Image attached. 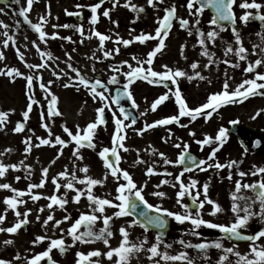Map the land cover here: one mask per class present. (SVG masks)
Listing matches in <instances>:
<instances>
[{
	"label": "snow or ice",
	"instance_id": "1",
	"mask_svg": "<svg viewBox=\"0 0 264 264\" xmlns=\"http://www.w3.org/2000/svg\"><path fill=\"white\" fill-rule=\"evenodd\" d=\"M19 4L20 0H16ZM105 3V0H98L97 3L90 6L91 16L90 24L95 26L99 22L100 14L98 10ZM120 0H112L113 7L119 5ZM147 4L153 9H158L160 5L165 4V0H147ZM34 0H26V6L19 8V15L23 17L31 28L38 34L39 41L47 44L48 38L56 39L61 38L70 42L72 41L71 36L60 37L59 32L48 33L45 30V25L49 22L50 4L46 15H40L37 22H33L29 18V13L33 9ZM125 7L130 8L137 15L136 18H140V14L145 12L143 6H137L136 4L130 3L129 0H125ZM235 6H238L245 11L239 17L240 21L244 24L250 22L251 19H258L264 21V12L260 10L264 9V2H258V0H186V8L190 16L195 17L194 21H190L187 18L180 17L177 14V5L173 2L169 6L163 8L164 15L162 17H157L158 27L155 28L153 33L140 32L131 39H124L120 37L119 34L116 35V39L113 41L117 46L112 50L105 49V42L112 39L111 36L101 33L96 30L95 27L89 30L87 37H85V29L82 24L71 25V24H54L53 28H75L80 36V43H83L84 38L91 39L96 37L99 41L98 51L102 52V58L107 59L112 57L114 54L120 53V44L125 47L133 44L134 42L147 43L149 41H157L155 46L147 52L146 58L141 59L136 55H132L131 59L136 62L135 65L129 62V60H123L120 62L119 66L110 65L109 68L113 73L108 77L107 82L100 78L98 75L95 79H90L85 73L81 72L79 67H74L72 63V54L66 52L67 57L66 65L67 69L71 72L65 71L63 69L57 70L59 66L53 67L49 63L50 60L59 59L54 57L50 51L41 50V46L36 40L32 41L37 51L40 54L41 63H29L25 60V53L21 51L19 47L15 48L16 53L21 61L24 62L25 66L30 70L29 73L22 72L18 67H9L5 65L0 67V75H7L13 81L20 77L26 81V96L27 105L26 109L22 112V120L17 121L12 131L14 133H23L27 126V122L30 118V113L33 111L34 105H40V101L36 99L34 93V81L39 82V88L43 91L44 97L47 100V115L49 117L60 116L62 113L58 107L59 97L52 91V85L55 83L54 80H48L46 83L43 80L44 69H49L52 71L53 75L57 80L64 76H67V81L63 84L65 89L75 88L79 91L81 88L85 89L91 99L94 102H98L99 106L95 109L96 118L86 124L84 128H81L77 124L76 131L73 132L72 128L65 124L63 126L64 133L67 134L69 139H64L58 134H54L50 124L45 120V112L42 105L41 108V126L47 131V137L36 136L37 143L33 142V135L35 132L33 129H29L32 135L25 136L23 138L24 153L30 154L33 148H39L41 146L57 147L56 156L50 161L48 166H45L41 170V179L38 183H29L27 188L21 190L13 186L12 183L4 182L0 183V189L10 190L12 195H8L4 198L5 208L0 212V233L16 234L22 229L23 226L29 224V215L32 209L27 208V200L24 197H29L33 202L39 201L41 198H45L49 201L47 205L40 206L38 212L43 213L45 208L49 209V214L42 221V227L47 230L49 223H52L54 229H59L61 235L57 238H52L47 235H37L32 240V244L40 245L44 241H48L47 247L40 252L34 253L30 256L23 257L24 264H58L52 256L53 250H58L60 253H65L71 247L79 244H90L96 241H102V243L107 247V251H102L99 248L92 249L88 252L77 251L75 264H102V258L106 257L110 264H131L134 257H138L139 253H147V259L151 264H169V262H184V264H200L201 260L207 261L210 259L208 250L210 248H216L222 251L218 258L217 264H232L230 260V255L235 256V264H264V228L255 231L252 234H247L243 230L248 227L249 221L254 217H258L264 220V165H253V170L246 172L240 170L238 175L240 179L235 182V190L231 193L233 203L231 205V211L234 214V219L229 224L215 223L211 220H206L203 217V209L205 204L211 205V210L209 215L215 216L218 213H222L225 209L221 206L219 202L212 199L209 196V186L210 179L208 182L203 183L202 191L201 187H198L200 182L194 178L189 177L187 183L182 179L185 172H191L193 169L197 171H207L208 169L215 168L219 169H232L234 166L242 163V161L228 160L225 163H221L217 158L218 151L224 146L229 136V129L227 127L221 126L215 136L211 134H205L203 138L195 139L196 132L194 130L190 131L189 135L195 139V143L200 146L203 150L204 146H212L211 151L206 159H198L195 155L190 152V144L183 141L177 142L174 146L176 148H181L178 158L173 161L169 159L167 155L160 151L158 154L163 158V163L165 165H185L183 171H181L177 176H175V181L178 182L179 190L176 193L177 203L183 208V212L172 211L162 204L153 205L145 198L144 190L147 187L148 181L145 180L141 185H138L134 180L133 175L127 170L120 166L122 156L120 151H129L126 146L125 141L127 138V129L132 128L137 124V117L129 109H138L139 104L137 103L133 91L132 85L138 81L143 80L150 84H162L166 81H171L175 88H168V91L158 96L150 105V109L155 112L158 107L164 104L170 99L171 96L175 98V103L178 106V114L169 115L161 119H157L151 123L144 122L142 127L134 128L133 130L140 136H143L145 132L155 129L158 126H167L173 123L180 125L181 127H188L187 124H181L182 117H188L189 123L196 121L199 117H203L206 121L211 119L214 113L218 114V110L228 104L241 103L247 100L249 97L255 96L257 94L264 96V72H260L258 69L264 66V48H260L259 45H253L252 54L259 55L260 58L251 61L248 59V49L244 46L240 30L237 27V16L234 10ZM86 6L76 5L77 9H82ZM211 7L214 9V15L209 19L208 24L211 29L207 32L201 27V18L205 12V9ZM250 10H256L250 11ZM4 9L0 8V12ZM111 9H105L102 15L106 18L110 17ZM67 15H82V12H71L65 9ZM174 21L179 22V26L182 29L188 31V35L193 34V30L198 36L197 44L201 47V55L208 58L207 63L204 65L205 68H209L214 64H218V61L214 59L215 52L210 51L208 42L210 41L213 45L216 42V38L220 36V32L226 30L225 25L222 23L228 21L231 24V31L234 34L236 47L234 48L231 43H229L225 48V55L235 54L239 61H247L246 67L243 69L244 72L252 74L249 78L244 79L236 85L234 90H230L229 78L227 73H225V80L222 85V90L216 91L209 94L207 101L200 104L197 107H190L183 96L180 86L179 79L187 78L192 80L198 77L201 80L208 79L207 77L201 75L199 71L194 73V76H190L186 71L179 67H170L165 64L162 65L163 70H154L153 64L154 60L158 54H162L163 50L167 47L166 40L168 39L170 32L173 28ZM113 23L118 24V21H113ZM19 24V21H17ZM0 25L4 29H8L9 25L3 20H0ZM219 29V30H218ZM6 39L2 41V47H0V60L5 59V52L3 48L9 46L11 41L13 45L16 43V38L14 35H8L5 32ZM258 35H262L258 33ZM186 45H181V55L184 56V49ZM196 47V45H193ZM257 48H260L259 53H257ZM187 59V57H184ZM90 59L100 60L101 57L95 55L93 52ZM223 63L230 65L231 67H240L239 63H233L230 60H224ZM127 66V71H122L124 66ZM147 65V67H145ZM199 67V62H193L191 64L192 69H197ZM93 72H97L95 64H93ZM74 74V75H73ZM125 78V82L122 87H118L115 95L108 94L110 85H120V76ZM211 83V80H208ZM167 87V85L165 84ZM130 101L129 107H125L122 100ZM87 101H85V104ZM106 109L111 110V116L114 122V132L111 137V147H102L97 155L101 159L103 167L105 169L102 178H95L89 174L90 166L88 164H83L82 167L77 165L75 161H84L85 157L83 155L82 149H92L97 148V144L94 142V138L97 133L99 126H106ZM15 109H9L7 111L0 110V129L6 127V123L9 119V113L14 112ZM264 109L258 110L252 118L255 119L261 114ZM120 113V115L117 114ZM141 116L145 113H140ZM130 121V123H126ZM238 121L232 120L231 124L235 125ZM171 134V128L168 129ZM169 137H164V142L167 143ZM257 145L260 141H256ZM69 145H73L72 157L74 158L72 162V169L69 170L68 165H65L63 170L59 171L55 176L51 177L52 183L54 184V192L52 195L45 196L43 193L36 191L45 187L47 181L49 180L50 167L56 164L57 160L60 159L64 154L65 148ZM14 151L11 147L5 148L4 152H0V157H3L5 153H10ZM139 151V150H137ZM155 153L157 150L152 149ZM247 151V149H245ZM27 159V156H25ZM186 161L190 162V166L186 165ZM142 158H138L135 163H142ZM24 168L27 172L28 179H31L32 166L26 165L24 161L19 163H5L3 159H0V177H6L9 170H19ZM77 171L83 173L84 175L78 176ZM154 174H162L164 176H171L172 174L165 168L163 173H159L154 166H148L146 169V175L151 176ZM251 175L254 177H259L257 180L248 183L244 182V177ZM111 176L116 182L117 187L115 188L116 195L112 198L108 196H100L94 193V188L96 186H103L108 177ZM61 178L64 179L65 183H61ZM21 177L18 175L15 180L19 181ZM228 179H232V173L229 171ZM77 183L83 185V187H77ZM171 185L172 187H177L176 183L167 178L162 179L155 187L160 189L162 185ZM64 188L65 191L62 194H58L60 189ZM250 190L254 193V199L250 196L241 195V191ZM74 191L75 195L72 197V201L79 203L82 197H86L88 207L90 211L81 212L79 217L71 223L70 227L64 229L62 227L65 221L72 219L71 214L67 213L66 205L69 203L68 192ZM194 193V194H193ZM153 196L164 198L167 193L161 190L152 192ZM188 196L191 203H184V197ZM203 195V199H200ZM239 201H244L243 205ZM143 204L148 210L153 211H142L137 213L136 209ZM24 205L25 210L22 212L20 206ZM195 205V209H193ZM258 205V210L256 206ZM53 206H58L60 209L64 210L65 214L62 219H56L54 212L52 211ZM113 209L111 214H106L107 209ZM12 211L15 216V222L10 226L5 227V221L7 219V214ZM243 213V214H241ZM133 216L134 218L130 221H126L125 224L121 225L118 229L121 239L118 246L113 247L110 243V238L113 237L114 232L112 231V226L114 220L123 217ZM168 218H173L176 222L183 224L185 222H190L193 228L190 230L192 235L200 236L201 233L197 231L201 227H207L210 229H218L223 235L217 240H203L200 243L192 244L190 241H185L183 238L179 239L177 242L184 248H195L201 255L193 257L189 255L188 251H180L176 254H171L168 249L172 248V243H165L164 232L169 223ZM36 220L40 221L41 216L37 215ZM97 221H102L103 226L98 230L95 225ZM140 226L143 228L145 235L143 239L137 238L133 241L131 237L130 229ZM157 229V233L154 238V242L149 245V237L146 234L150 228ZM83 228V230H82ZM65 235L71 238V243L68 244L65 239ZM238 238L243 241L249 242V249L247 252L242 253L235 246L225 247L223 244V239ZM5 245L14 244L13 239H7L3 241ZM163 245V250H162ZM14 260L20 261L22 259L19 252L13 257ZM0 264H13V260L0 258Z\"/></svg>",
	"mask_w": 264,
	"mask_h": 264
},
{
	"label": "rangeland",
	"instance_id": "2",
	"mask_svg": "<svg viewBox=\"0 0 264 264\" xmlns=\"http://www.w3.org/2000/svg\"><path fill=\"white\" fill-rule=\"evenodd\" d=\"M95 2V0H93ZM169 0H165L164 5H160L158 9H153L151 6L147 4V0H129L130 3L136 4L137 6H143L145 8V12H148V14L142 13L140 14V18H136V13L132 11L130 8L125 7L124 3L125 0H120L119 5L116 7H113L112 5V0H108L105 2L101 10L99 12L100 14V21L95 25H91L89 23V30L93 27H95L96 30L100 31L101 33L107 34L112 37L111 40H109V43L105 42V46L107 44H114L112 41L116 39V35L119 34L120 37H123L124 39H131L135 35H138L140 32H148V33H153L155 31V28L158 27L157 23V17H162L161 13L164 14L163 8L169 6L170 3H168ZM172 1V0H171ZM91 2V1H89ZM175 3L177 5V14L180 17H184L187 19H192L195 20V17H192L189 15L187 8H186V0H173L171 3ZM258 2H264V0H258ZM97 3V0H96ZM239 3V0H238ZM36 8L39 10L40 7L36 6ZM105 9H111L110 12V17L111 18H106L102 15V12ZM237 16V23L239 24L238 28L242 29L240 31L244 46L248 49V59L251 61H255V59L260 58L259 55H253L252 50H253V45H259L260 48H264V31H260L259 27L256 24L253 25H246L242 23L239 19V17L243 14L245 11L244 9L239 8L238 6H235L234 8ZM250 11H256V10H250ZM261 12H264V9L260 10ZM40 15H44L41 12V9L38 12H34L31 17L32 18H38ZM212 17V14L208 11L205 10L203 17L201 18V24H205L207 26V31L211 29L212 26L208 24L209 19ZM113 21H118V24L113 23ZM219 30V29H218ZM258 33L262 35H258ZM88 41V50L92 51L96 44L99 43L98 39L96 37H92L91 39H87ZM1 39H0V45H1ZM157 41H149L147 43H140V42H134L132 45H135L139 50V52L136 54L139 58L145 59L146 54L148 51H150ZM231 43L233 47L235 48L236 42L234 38V34L232 33L231 29H226L224 31L220 32V36L216 38V42L213 45L210 41L208 42V46L210 51L215 52V57L218 61V64H214L209 68H205L204 65L207 63L208 58L204 57L201 55V47L199 46V54H198V62H199V72L201 75L207 77L208 79L206 80H201L199 78H196V86H194L192 90V96L194 98V104L196 105L198 103H201L205 100H207V97L209 94L214 93L216 91L222 90V85L225 80V73H227V77L229 78V85H230V90H234L236 85L241 83L242 80L249 78L252 74L246 73L243 71V69L247 65V61H239L238 57L235 54H228L227 56L225 55V48L226 46ZM174 45L176 46L175 49V57L178 56L179 44L177 42H174ZM23 46L25 47V50H28V45L26 43H23ZM117 46V45H116ZM115 46V47H116ZM113 48L105 47L106 50H112ZM120 52L125 53L124 50V45L120 44ZM260 48H257V53H259ZM6 56V55H5ZM98 57L102 58V52L100 51L99 54L97 55ZM114 56V55H113ZM27 58V61H32L31 63H34L37 59L36 55L28 53V55H25ZM89 56L88 58L90 59ZM33 58V59H32ZM93 62H96L94 59H90ZM123 60H129L130 58L128 56H121L119 57V61ZM224 60H230L233 63H239L240 67H231L230 65H227L223 63ZM50 64H52L53 67H56L57 65L59 66V63L55 60H50ZM90 62L87 63L88 72H90ZM133 65L136 64L135 61L132 62ZM5 65L11 66L10 63H5V59L0 60V67H4ZM162 65H165L163 58L158 54L157 57L154 60L153 68L154 70L161 71L162 70ZM147 67V65H145ZM20 70L26 69L23 66H19ZM58 70V69H57ZM260 72H264V66L260 67L258 69ZM46 78L52 79L55 82L54 88L52 91L59 97V102H58V107L60 109V112L62 115L60 116H54V117H49L47 115V100L44 97L43 91L39 88V83L34 84V93L36 99L40 101V105L43 106L45 115L47 116V120H49V124L51 125L52 131L54 134L60 135L64 139H69L67 137V134L64 133L63 131V126L67 124L70 128H72L73 132L76 131V125L79 124L81 128H84L86 124L96 118V111L95 109L99 106L98 102H94L89 93L88 94V100L85 98H82L78 95V93L75 92H69L66 91L65 88L62 86L64 82L59 84V81L62 79L57 80L55 76L53 75L52 71L49 69H44L42 70ZM90 74V73H88ZM6 75H0V110H9V109H15L14 112L9 113V119L6 123V127L4 129H0V152H4L5 148L11 147L14 149V151L10 153H5L3 157H0V159H3L5 163H19L20 161H24L26 165H31L32 166V173H31V179L26 178L27 177V172L26 170L22 167L19 170H9V172L6 174V177H0V183L8 182L12 183L14 187L19 188L21 190H24L27 188V185L29 183H36L37 180V175H41V170L43 167L48 166L50 161L56 156L57 154V147H51V150L49 153L46 150H40L38 148H33V151L30 154L24 153V144H23V138L28 135H32L30 133L29 129H35L37 126L41 125V123H38V120L41 119V108L40 105H34L33 106V111L30 113V118L27 122V126L25 128V131L23 133H14L12 131L13 127L15 126L17 121L22 120V112L26 109V105L28 103L27 101V96H26V81L23 78H16L15 81H13L11 78L6 79ZM208 80H211V83L208 82ZM25 83V86L22 85V83ZM195 83V82H193ZM144 84V85H142ZM135 85V84H134ZM137 88L144 87L142 91H145V89H149L150 85L148 82L140 80ZM136 88V87H135ZM159 89V88H158ZM161 90V89H159ZM264 91V90H262ZM141 95H137V98H139ZM144 100V99H143ZM85 101L87 103L85 104ZM144 103V102H143ZM152 101L150 104L147 106L146 103L145 105H142L139 107L140 113H145V115L141 116V121L138 122V124L134 125L132 128L127 129V138L125 141L126 146L129 148V151L124 152L123 150L120 151V154L122 156L121 163H125L127 166H131L132 168V175L134 180L137 182L138 185H141L145 180L148 181L147 187L144 190V195L145 198L153 205L156 204H162L164 207L172 210V211H180L183 212V208L180 204L177 203V196L176 193L179 190L178 187V182L175 181V176H177L182 169L173 164V165H165L163 164V158L159 156V152L162 151L164 152L169 159H172L175 161L178 156L179 152H168L167 151V145L164 142V135L160 134L159 131H162V128L156 127L155 129L149 130L144 133L143 136L138 135L133 129L134 128H139L143 126V123L149 122L150 116L154 115L153 119L157 120L156 118L159 119L158 114H155L150 109ZM264 109V96H261L259 94L249 97L247 100L241 102V103H236V104H228L225 106H222L218 110V114L214 113L212 118L209 120H204L201 119L199 120V124L202 125V127L208 129L209 127H213V133L210 130H207V134H211L213 136L216 135L218 132L219 128L221 126L227 127L228 129L230 128V121L232 120H237L240 123L244 124H249L251 126H254L256 128H264V111L261 112L259 116H257L255 119L252 117L255 116L256 112L258 110ZM118 115H120L119 112H117ZM111 115V114H110ZM53 120V121H52ZM126 123H130V121H126ZM112 131L114 132V122L112 116L109 117V121L107 122L106 126H99L97 129L96 136L94 138V142L98 143L97 136L99 133L103 132H109ZM202 135L201 137H203ZM33 135V142L37 143L36 137ZM229 144L228 146L231 147V152L229 154L228 159L229 160H237V161H242V159H247L245 162L242 161V163L238 164L235 166L236 168L240 170L247 169V172H250L253 170L252 166L254 164L258 163H264V154L261 153H255L252 156H243L242 154V149L239 147V144L237 142V139L234 135L228 136L227 141ZM50 147V146H48ZM72 148L73 145H69L66 150H64L63 156L60 157L59 160H57L56 164L52 165L50 167V171L54 168H60L59 171L63 170L65 165H68L69 170L72 169V162L74 158L72 157ZM155 148L157 151L154 153L152 149ZM139 150V151H137ZM83 155L85 157L84 161H75L77 165L80 167L83 166V164H88L90 166V172L89 174L92 175L95 178H99V176L96 175V171L94 167L92 166L93 164H96L98 160H96V151L84 148L82 149ZM25 156H27V159H25ZM50 156L51 160L49 162L44 161V158ZM49 158V157H48ZM138 158H142L143 162L142 163H135V161ZM99 163V162H98ZM148 166H154L159 173H163L164 169L166 168L172 175L171 176H164L162 174H154L151 176L146 175V169ZM216 172L220 173L218 170ZM58 173V171H57ZM201 173V174H200ZM140 174V175H139ZM222 174H225L223 172ZM20 176L21 179L19 181L15 180L16 176ZM78 176H83L84 174L77 171ZM249 177H253L251 175H248ZM189 177L194 178L199 180L200 184L198 187H201L203 183L208 182L209 179H213V177H208V174L206 172H201V171H196V172H185L184 176L182 179L185 181V183L188 182ZM169 179L172 180L173 183L177 184V187H172L170 184L169 185H162L160 189H156V185L162 180V179ZM139 179V181H137ZM62 183H65L64 179L61 178ZM213 183L216 188H229L230 186L226 183L223 184H217V180L214 179ZM250 183V181L248 182ZM54 187V186H53ZM77 187H83V185H80L77 183ZM212 186V182L210 181V186H209V196L212 193V190L215 188ZM47 189L52 190V186H49ZM95 189V188H94ZM161 190L167 193V196L164 198L156 197L152 195V192ZM65 189L63 188V192ZM202 191V187H201ZM247 194L250 196V190H246ZM216 193V192H215ZM46 196L51 195L50 192H46ZM194 194V193H193ZM213 194V193H212ZM8 195H12L10 190H3L0 189V210L5 208L1 207L4 204V198ZM75 195L73 191L68 192V199L69 203L66 205L67 209L69 210L71 216H73V220L71 221L74 222L76 218L79 217L81 212H87L90 211L88 207L89 202H83L82 199L79 203H75L72 201V197ZM24 199L27 200L26 207L32 209V212L29 215V226L31 229V235L30 236H25L22 231H18L17 237L14 240V244L8 245V247H16L18 250H22L23 252L28 251V245H32V238L34 237L33 235V225L37 224L36 216L37 214V209L35 207V202H33L29 197H24ZM200 199H203V195H201ZM184 203H188L186 196L184 197L183 200ZM5 205V204H4ZM206 206L208 204H205ZM74 212H71V210ZM20 210L23 212L25 210V206L22 205L20 206ZM205 209H203L204 211ZM76 211L78 213H76ZM45 215L47 216L49 214V209L45 208ZM172 221V227H178V226H183V227H188L191 226V224H187L186 222L183 224H180L176 222L173 218H170ZM124 220V219H123ZM131 220V219H130ZM129 220V221H130ZM7 221H8V226H10L13 222H15V216L12 211H9L7 214ZM42 222V219L40 220ZM99 222V221H97ZM126 221H120L119 226L125 224ZM43 231L44 233L49 232V231H58L57 229H54L52 227V224L48 225L47 230H45L44 227ZM134 229V230H133ZM133 234L131 235V239L133 241H136L137 238L143 239V235H145L144 230L140 228V226H135L133 227ZM35 232V231H34ZM36 233V232H35ZM149 237V245L151 242H154L155 238V233L148 231L146 233ZM175 234V233H173ZM116 235L110 238V243L114 240ZM191 236L188 235L187 238H190ZM8 239H12L11 235H8ZM121 236L118 234L115 244L111 245L113 247L118 246L120 242ZM67 242V241H66ZM71 242V239L69 240ZM101 245V250L102 251H107V248L104 244ZM88 248L95 249L99 248L98 243H90L87 244ZM162 250H163V245H162ZM168 251L171 254H176L179 252V249L176 248H171L168 249ZM185 251V250H184ZM189 254L192 252L189 250ZM198 252H195L197 254ZM146 255V258H145ZM220 255H218L219 258ZM147 259V253L141 252L138 257H134L131 261V264H143V260ZM104 261H107V258L104 257ZM171 264H176L177 262H170ZM13 264H16L13 262ZM106 264H110V262H106ZM151 264V262H149ZM184 264V262H183Z\"/></svg>",
	"mask_w": 264,
	"mask_h": 264
},
{
	"label": "flooded vegetation",
	"instance_id": "3",
	"mask_svg": "<svg viewBox=\"0 0 264 264\" xmlns=\"http://www.w3.org/2000/svg\"><path fill=\"white\" fill-rule=\"evenodd\" d=\"M9 1H11V3H4V4L0 3V7H2V9H4L3 12H0V20H3L6 24L9 25V28L7 30L4 29L2 25H0V34H2L4 36V39L7 38L5 35V32H7L8 35H14L16 38V43H15V45H13L12 42L10 41L9 46L7 48H3V51L5 52V55H6L5 56V63L6 64L10 63L11 64L10 67H13V66L19 67V66L25 65L24 62L19 59L18 54L15 51L16 47H19L21 49V51L25 53V55L27 53L30 54V52L32 54L36 55L37 59L34 63H41L42 61L40 58V54L37 51V49L35 48V46L32 44V41L36 40L37 43L40 44L41 50L50 51L54 57L59 58V59H54L55 61H57L59 63L58 71L60 69H63L65 71L71 72V70L67 69V65H66L67 57H66L65 53L68 52V53L72 54V63L74 65V67H79L81 72H83L85 74L88 73V71H87L88 70L87 63L89 62L88 55L92 56L93 52L95 51V55L97 56L100 52L97 50L99 48V45H96L92 51H89L88 46H87V44H88L87 39L88 38H84L83 43H80L81 36L75 28H53L52 25H54V24H58V25H62V24L80 25V24H82L84 29H85V37H87L88 29L90 26L88 24V22H89V18L91 16V9H90V7H87V6L92 5V4H89V0H34V5H33L34 7L29 13V18L34 23L37 22L39 17L34 19L31 17V15L35 11L39 13L40 9H41V12L44 15H46V13L48 11L49 4H50L51 15L49 17L47 29H45V30L48 33H52L54 31L59 32L60 37L71 36L72 41L75 42V43H73V42H70V41H67V40H64L61 38H56V39L48 38L47 44H44L43 42L39 41L38 34L31 28V26L26 21L23 20V17L19 15V8L22 6H26V0H20L19 4L16 3V0H9ZM90 1H92V0H90ZM172 1L169 0L168 3H171ZM78 4L84 5L86 7L82 8V9H77L76 5H78ZM36 6H39L40 9L38 10L36 8ZM65 9H68L71 12L80 11V12H82V15H80V16L67 15L65 13ZM100 10H101V8L98 10V13L100 12ZM143 13L148 14V12H143ZM189 20L194 21L192 19H189ZM17 21H19V24H17ZM249 23H251V24L253 23V24L258 25L257 19H251ZM118 25L120 26V24H118ZM201 27L203 28L204 31L207 30V26L205 24H201ZM258 27L260 28V31H264V25L261 27L259 24ZM239 30L241 31L242 29H239ZM197 40H198V36L194 30H193V34L191 36H189L188 31L186 29L180 28L178 21H174L173 28L170 32L168 39L166 40L167 47L163 50V52L161 54V57L163 58L164 63L169 65L170 67H173V68L179 67V68L183 69L184 71H186L190 76H194V73L196 71H199V67L195 70L191 68V64L193 62H198L199 45L197 44ZM174 42H177L179 44V46L177 48H179L180 50H179V52H176V53H178L177 57H175L176 46L174 45ZM23 43H26L28 45L27 51L25 50ZM114 45L115 44H109L108 47L113 48ZM181 45H186V47L184 49V56L181 55ZM193 45H196V47H193ZM137 49L138 48L136 46L129 45V46L125 47V51H126L125 54H127V56L131 59L132 55H136L139 52V50H137ZM119 56H120V53L117 54V57H115V58L107 59L106 62H109V64H106L103 60H98L97 62H90V73L92 75V78L95 79L99 75L101 79H103L105 82H107L108 77L113 74L111 72L109 66L110 65L119 66V64L121 62L118 60ZM185 56L187 57V59L184 58ZM132 62H133V60L131 59L130 63H132ZM93 64H95V67L98 70L97 72H93L91 70ZM127 70H128L127 66L125 65L124 68L122 69V71H127ZM162 70H163V68H162ZM119 78H120L121 84L120 85H110L109 89H111V88L115 89L118 87H122L123 83L125 82V78H121V77H119ZM196 78H198V77H196ZM196 78H194L192 80H189L187 78H180L178 81L181 92H182L183 96L185 97V99H186V101L190 107H197L202 103L201 102V103H198L196 105H193L194 104V98H193L191 92H192L194 86H196V84H197ZM62 79L64 80V82H66L68 77L64 76V77H62ZM43 80L46 83L50 79L46 78V76L43 73ZM193 82H195V83H193ZM35 83H39V82L35 81ZM165 84L167 85V87L165 86ZM54 85H55V83L52 86H54ZM158 88L161 90H159ZM168 88H173V90H174L175 85H173L171 83V81H166L165 83H162V84H152V88L150 87L149 89H145V91H142L143 87L138 88V89L133 88L132 91H133V95H134L137 103L142 104L144 102L148 106L151 101L153 102L158 96L167 92ZM66 91L78 93V95L80 97L88 100L87 91L83 88H81L79 91H77L75 88H67ZM138 94L141 96L139 98H136V96ZM155 114H158V116L160 118H164V117L169 116V115L178 114V106L175 103V98L173 96H171V93H170V99L168 101H166L164 104L160 105L158 107V109L156 110ZM153 117H154V115H151L150 119L152 120ZM46 119L47 118L45 116V120ZM201 119H204V118L199 117L196 121L189 123L188 117H182L181 118V124H187L188 127H181L180 125H177L175 123H173L171 125H167V126H162L163 131H164L163 135L165 137L170 136V138L168 139V141L166 143L167 151L168 152L181 151L182 147L178 149L174 145L177 142H180V140L182 139L183 141L188 142L190 144V151L191 152L199 154L204 159H206L207 156L209 155L210 151H211L212 146H204L203 150H201L200 146L195 143V139L203 138L204 136L203 137H201V136L207 134V130H210L213 133L214 126L209 127L208 129L202 127V125H200L198 123L199 120H201ZM169 128H171V134L168 131ZM33 130H34V132L36 131L35 136L47 137L46 136V130L43 127L42 128L38 127L37 129H33ZM192 130H194L196 132V138L195 139L189 135L190 131H192ZM97 140L99 142L98 151L102 147H105V146L111 147L112 146L111 145V138H110L108 133H104V132L99 133ZM228 144L229 143L226 142L224 144V146L217 153V158L219 159V161L221 163H225L226 161H228L229 155H232V154H229L231 152V147L228 146ZM38 149L46 150L48 153L51 150H53V149H51V147H48V146H41ZM243 154L247 157L249 155L250 156L254 155L255 152L243 151ZM50 160H51L50 156H47L44 158V161L49 162ZM246 160L247 159H244V158L242 159L243 162H245ZM175 165H177V164H175ZM254 165H256V164H254ZM257 165H264V163L260 162ZM93 166H94V169L96 171V175L99 176V178H102L103 173L105 171L103 164H102V161H100L99 163L97 162ZM122 166H124V169H127L131 173V171H132L131 166H127L125 163H122ZM177 166H179L183 171L182 165H177ZM59 170H60V168H54L51 171H49V180L47 181L45 187H43L42 189H38L36 191L43 193L45 196L47 195L46 192H50L52 195L55 189L53 187L54 184L52 183L51 177L55 176L57 174V171L59 172ZM216 170L217 169H215V168H211V169H208L207 171H203V172H206V174H208V177H213V179L210 180L212 182L213 187H215V185L213 183L214 179L217 180L216 185L226 183L230 186L229 188H222V189L215 187L212 190L213 194L211 193V195H210V197L212 199L216 200L217 202H219L221 204V206L225 209V211L222 213H218L215 216L209 215V212H210L212 206L208 204L207 206L206 205L204 206L205 210L203 211V217H204V219L211 220L215 223L229 224L234 219V214L231 211V205L233 203L231 193L235 190L236 180L240 179V177L238 175L239 169L234 166L231 170L228 168L219 169L218 171L220 173L216 172ZM229 171H231V173H232V179H228ZM243 171L247 172V169H243ZM223 172H225V174H222ZM258 178L259 177L246 176V177H244V182L250 181V183H251V182L257 180ZM40 179H41V175H37L38 181L36 183H38ZM196 180H198V178ZM49 186H52V190L47 189ZM116 187H117V182L111 176H109L106 183L103 186H96L95 187L94 193L96 195H100L102 197L108 196V198H112L116 195V192H115ZM62 193H63V188L60 189V192L58 194H62ZM241 195L249 196L247 194L246 190H243V189L241 191ZM250 197H253V199H254V193L252 191H250ZM84 199L87 200L86 197H82V200H84ZM48 203H49V201L45 198H41L39 201L35 202L37 214L41 216L42 221L44 218H46V215H45V212H43V213L38 212V208L40 206L47 205ZM239 203H241L243 205L244 201H239ZM4 206L5 205L3 204L1 207H4ZM65 207L67 209V206H65ZM256 210H258V205L256 206ZM2 211L3 210L1 208L0 212H2ZM52 211L54 212L56 219H62V217L65 214L70 213L68 209H67V213H66L64 210L60 209L58 206H53ZM112 211H113V209L109 208L106 210V214H111ZM71 212H74V211L71 210ZM76 213H78V212L76 211ZM241 214H243V213H241ZM73 216L74 215L71 216L72 217L71 220L65 221L63 223L62 227L64 229H67L70 227L71 221L74 219ZM120 221H121V218L114 220V224L112 226V231L114 232V235L118 234ZM186 223L189 225L191 224L190 222H186ZM49 224H52V223L50 222ZM4 226L5 227L8 226L7 219L5 221ZM102 226H103L102 221H99V223L95 225L97 230ZM192 228H193L192 225L188 226V227H183V226L171 227L170 232L164 236L165 243H172V245H173L172 248L179 249L180 251H184V250L189 251L190 250L192 253L189 255H191L193 257H197V256L201 255V253H199L198 250H196L195 248H187L186 249L182 245H180L177 241L179 239L183 238L185 241H190L192 244H196V243L202 242L205 239H207L209 241L217 240V239H220L223 235L218 229H210V228L202 226L201 229L197 230L201 233V235L195 236V235L191 234L190 230ZM261 228H264V220H261L258 217H254L252 220L249 221L248 227L246 229H244L243 231L246 232L247 234H252L257 230H260ZM132 229L133 228L130 229L131 235L134 232L133 231L134 229L133 230ZM57 230L58 231H49V232L44 233L43 228H42V222L37 221V224L33 225L34 237L32 238V240L37 235H47V236H50L52 238H57L61 235L59 229H57ZM82 230H83V228H82ZM173 233H175V234H173ZM8 235H11L12 239L18 238L17 233L16 234L0 233V258L13 260V262L16 264H24L23 257L30 256L34 253L43 251L47 247V244H48V241H44L40 245H35V246L33 244L28 245V247H29L28 251L23 252L22 250L19 251L18 248H16V247L10 248V247H8V245H5L3 243V241L8 239ZM24 235L30 236L31 233L24 234ZM188 235H190L191 237L187 238ZM65 239H66L68 244L71 243V242H69V240L71 239L70 237H67L65 235ZM96 242L98 243V246L100 249L101 248L100 244H103L102 241H96ZM261 242H264V241H261ZM223 244L225 247L235 246L242 253L247 252L249 249V242L243 241V240L237 241L234 238L223 239ZM90 250H91V248H88L87 244L85 245V244H79L78 243L74 247L69 248L67 250V252H65V253H60L58 250L54 249L52 256L55 260H57L58 264H75L77 251L88 252ZM17 252H19L21 257H22V259L20 261H16L13 259V257L16 255ZM195 252H198V253L195 254ZM208 252H209L210 259L207 261L201 260L200 264H217L218 255L223 254L221 250L216 249L214 247L210 248L208 250ZM145 258H146V255H145ZM235 259L236 258L234 255H230V260L232 261V264H235ZM106 262H109V261L108 260L104 261V259L102 258V264H106ZM149 262L150 261L148 259L143 260V264H149ZM42 264H43V262H42ZM169 264H171V263L169 262ZM176 264H183V262H177Z\"/></svg>",
	"mask_w": 264,
	"mask_h": 264
},
{
	"label": "water",
	"instance_id": "4",
	"mask_svg": "<svg viewBox=\"0 0 264 264\" xmlns=\"http://www.w3.org/2000/svg\"><path fill=\"white\" fill-rule=\"evenodd\" d=\"M208 9H210L213 13H214V9H212L211 7H209ZM223 24L225 23H230L228 21H224L222 22ZM232 131L235 132L239 138L240 143L243 145V147L247 150L253 149L255 151H264V130H257L251 126L248 125H235L232 128ZM259 140L260 144L257 145L256 141ZM142 211H153V210H148L146 208V206H144L143 204H140V206L136 209V212H142ZM157 231V229H155L154 227L151 228ZM169 230V223L167 225V227L165 229H163L164 234L167 233V231Z\"/></svg>",
	"mask_w": 264,
	"mask_h": 264
}]
</instances>
